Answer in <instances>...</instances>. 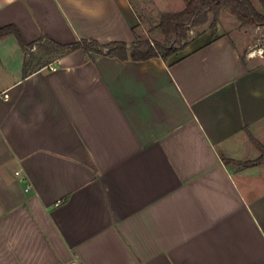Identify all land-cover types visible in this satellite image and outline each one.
Segmentation results:
<instances>
[{
  "label": "crops",
  "instance_id": "obj_1",
  "mask_svg": "<svg viewBox=\"0 0 264 264\" xmlns=\"http://www.w3.org/2000/svg\"><path fill=\"white\" fill-rule=\"evenodd\" d=\"M138 25L129 0H0L25 50L131 45ZM25 50L0 39V264H264V162L242 166L264 59L220 26L167 60Z\"/></svg>",
  "mask_w": 264,
  "mask_h": 264
},
{
  "label": "trees",
  "instance_id": "obj_2",
  "mask_svg": "<svg viewBox=\"0 0 264 264\" xmlns=\"http://www.w3.org/2000/svg\"><path fill=\"white\" fill-rule=\"evenodd\" d=\"M258 1L264 8V0ZM221 11L230 13L241 27L264 26V15L255 9L250 0H185L183 10L176 13H162L159 16L156 27L163 34V42L135 37V41L131 45L123 42L100 45L93 40H80L69 46H59L51 42L42 45L46 44L43 46L44 48L47 45L51 47L50 50L45 48L47 52L82 49L86 54H102L104 51L106 56L115 57L121 61L130 59L144 62L153 58L167 60L178 51L185 49L189 43L188 32L193 28L205 25L209 20V15H212L209 28L214 32ZM8 35H14L20 46L24 50L26 49L14 27L7 26L0 29V39ZM38 43L40 44V41ZM256 146L261 152V156L255 161L242 164L244 168L254 167L264 162V148L258 143Z\"/></svg>",
  "mask_w": 264,
  "mask_h": 264
},
{
  "label": "rangeland",
  "instance_id": "obj_3",
  "mask_svg": "<svg viewBox=\"0 0 264 264\" xmlns=\"http://www.w3.org/2000/svg\"><path fill=\"white\" fill-rule=\"evenodd\" d=\"M138 17L137 33L140 39H149L151 41L163 42V34L156 27L159 16L162 13H176L184 9L185 0H129ZM255 9L264 15V8L258 0H251ZM212 20V15H209L208 22L200 27L193 28L188 32V40L196 37L203 30L209 28V24ZM220 26L228 34L232 36L235 43L241 50V54L244 60L248 59H263L264 53V26H251L241 27L239 22L228 12L221 11L217 18L216 27ZM215 27V29H216ZM46 45V44H45ZM32 47L25 50V56L27 62H45L59 56L63 51L58 50L54 52H47L51 49L50 46Z\"/></svg>",
  "mask_w": 264,
  "mask_h": 264
},
{
  "label": "built area",
  "instance_id": "obj_4",
  "mask_svg": "<svg viewBox=\"0 0 264 264\" xmlns=\"http://www.w3.org/2000/svg\"><path fill=\"white\" fill-rule=\"evenodd\" d=\"M263 59H264V53H263ZM46 68H48L49 71H52L53 70V68L50 67V66H47ZM26 191H28V189H26Z\"/></svg>",
  "mask_w": 264,
  "mask_h": 264
}]
</instances>
